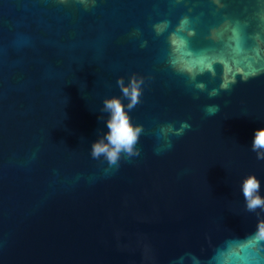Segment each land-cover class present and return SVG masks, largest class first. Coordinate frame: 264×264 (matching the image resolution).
<instances>
[{
	"label": "water",
	"instance_id": "95a60500",
	"mask_svg": "<svg viewBox=\"0 0 264 264\" xmlns=\"http://www.w3.org/2000/svg\"><path fill=\"white\" fill-rule=\"evenodd\" d=\"M132 73L140 154L110 167L90 145ZM260 127L264 0H0V264H264Z\"/></svg>",
	"mask_w": 264,
	"mask_h": 264
},
{
	"label": "clouds",
	"instance_id": "9594fccd",
	"mask_svg": "<svg viewBox=\"0 0 264 264\" xmlns=\"http://www.w3.org/2000/svg\"><path fill=\"white\" fill-rule=\"evenodd\" d=\"M121 95L127 100L125 104L120 96H105L102 100L101 111L107 113L106 117L99 116L106 124V131L99 133L97 139L91 142L90 155L93 159L103 158L110 167H118L122 156L131 158L140 154L137 144L143 131L142 125L131 122L129 111L134 109L140 103L143 78L137 74L129 75L127 83L124 78H116ZM86 88V85H84ZM201 89L203 85H199ZM226 87V86H222ZM218 91L213 90L210 96L218 95ZM220 111L219 105H210L205 107L207 115H215ZM187 123H181L178 129H173L171 125L165 126L161 131L174 132L175 135H182L184 130L189 128ZM255 153L257 160H264V127L256 128L250 145ZM240 192L244 200V207L248 212H264V195L261 194V182L255 174H248L240 181ZM254 237L264 240V218L257 220Z\"/></svg>",
	"mask_w": 264,
	"mask_h": 264
}]
</instances>
